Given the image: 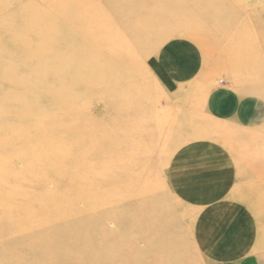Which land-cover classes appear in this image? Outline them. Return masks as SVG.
Wrapping results in <instances>:
<instances>
[{
  "label": "rangeland",
  "instance_id": "rangeland-1",
  "mask_svg": "<svg viewBox=\"0 0 264 264\" xmlns=\"http://www.w3.org/2000/svg\"><path fill=\"white\" fill-rule=\"evenodd\" d=\"M6 69L0 264H264V0H0Z\"/></svg>",
  "mask_w": 264,
  "mask_h": 264
},
{
  "label": "bare ground",
  "instance_id": "bare-ground-1",
  "mask_svg": "<svg viewBox=\"0 0 264 264\" xmlns=\"http://www.w3.org/2000/svg\"><path fill=\"white\" fill-rule=\"evenodd\" d=\"M4 80L8 81L11 84V86L13 87V89H14V90L10 89V90L6 91V93L4 94V97L13 96L14 98H16L17 99L16 100L17 103L19 102V104L20 103L23 104V106L21 107V111L26 109L28 104L29 105L34 104L35 106H37V105L39 106L40 104H38V103H43L45 101V98L44 99L41 98L40 101L38 103H36L35 95H33V93H29V94L26 93L25 96H28L29 102L25 103V101H24L25 96L23 94V91L20 92V89L22 90V88L26 86L27 77L16 76L15 73H11L10 71H8V69H6V71H3V73L0 74V81H4ZM56 85H57V87H59V90H60L64 86H67V83L64 80H60L59 79V82ZM48 89H51V87L50 88L48 87ZM25 92H27V91H25ZM47 99H49V101L51 103H59L60 104L61 102H66V101L68 103V99L64 100L62 98V96L59 95L58 91H57V93H55V91H54L51 95H48ZM0 100H1V98H0ZM27 101H28V99H27ZM8 103L9 102L0 101V112L2 113V116H4V115L5 116L6 115L9 116L10 113H11L12 115H14L13 117H19L17 115L19 114L18 112H20V111L18 109H15L16 105L13 104V106H11ZM57 110H59V111H56V112H60L61 114L66 115V111L62 107H61V109L57 108ZM56 112H54V114H57ZM54 114L52 116H54ZM48 123L49 122H47V124ZM50 125L51 124L48 125L49 130L52 128V126H50ZM52 129L50 131H52ZM45 131L46 132H44V133H48L47 130H45ZM49 140H51V141H47L46 144L55 145V144L60 142V141L58 142V140H56V139H49ZM54 140H56V142ZM24 150H26L25 147H24ZM55 158H56V156H55ZM6 185H7V183H6ZM6 185H5V188L8 186V185L7 186ZM2 190L3 189H1V187H0V196L3 194ZM9 199H11V201H15L16 200V199H13V198H9ZM2 207L3 206L1 205L0 208H2ZM12 207H8L6 209L8 211V213H9V218H12L11 216L15 215V214H21L20 213L21 212L20 211V207H17L16 209H14ZM2 212H4V211L2 210ZM59 218H62V217H59ZM35 223L37 224V222L34 221V219H32V220H29L24 225H21V223H18V224L14 223V225L11 226V224H10V226H11L10 229L8 231H6L4 234L7 233V235L9 236V241L10 240L11 241H19L20 243H24L27 246H31V247L34 246V248H32L33 249L32 252H33V254L35 256V260L39 261L40 259L43 260L45 257L48 258L51 255V253H53L52 255H54V252L56 253L57 251L60 250L58 247H55V244L56 243H64L63 240L67 238V235H66L67 232H65L64 229L61 228V226H56V227H54L53 233L51 234L50 232H48V231L46 232L45 230H43V228L41 226L39 232L37 233V235H34V237H32L31 233L29 232L30 230L27 232V229L24 230V227L25 226L28 227V228H31V226L35 227L36 226ZM0 234H3V233H1V230H0ZM82 247H83L82 245H79L78 248H76L74 251L80 250ZM44 248L48 249L47 253H44L45 252ZM8 252L9 251H7V250L3 251L2 254L6 255V256H9ZM12 252H14V251H12ZM76 253H79V252H76ZM61 254H64L63 257H67L68 256L64 251ZM52 255H51V257H52ZM78 256H80V255H78Z\"/></svg>",
  "mask_w": 264,
  "mask_h": 264
}]
</instances>
